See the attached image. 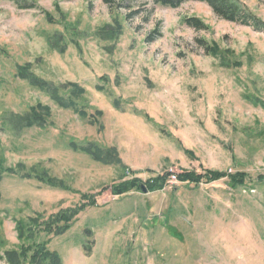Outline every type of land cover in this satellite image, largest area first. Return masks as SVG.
Returning a JSON list of instances; mask_svg holds the SVG:
<instances>
[{
	"label": "rangeland",
	"instance_id": "374dc122",
	"mask_svg": "<svg viewBox=\"0 0 264 264\" xmlns=\"http://www.w3.org/2000/svg\"><path fill=\"white\" fill-rule=\"evenodd\" d=\"M112 1L0 0V264L34 240L62 264H264V31L205 1ZM238 2L264 21V0ZM20 66L53 87L78 83L85 113ZM37 105L49 107L45 123L23 125ZM71 141L115 147L119 160ZM183 170L221 176L146 185ZM73 209L64 232L47 234L52 214Z\"/></svg>",
	"mask_w": 264,
	"mask_h": 264
},
{
	"label": "trees",
	"instance_id": "16d2710c",
	"mask_svg": "<svg viewBox=\"0 0 264 264\" xmlns=\"http://www.w3.org/2000/svg\"><path fill=\"white\" fill-rule=\"evenodd\" d=\"M18 3L20 0H14ZM26 1V0H23ZM109 5H114V1L112 0H106ZM123 1V0H121ZM155 4H161L165 6L170 7H179L181 4H183L186 1L190 0H153ZM199 1H205L207 2L214 12L221 18L238 22L246 25L253 26L257 30L264 31V21L260 20L257 16L253 15L250 12H247L238 2V0H199ZM22 7H28V6H35V4H27V3H21ZM188 23H190L191 26H193L196 29H206V24L202 21V19L197 17H189L185 19ZM121 29V25H117L115 28L112 27L110 29H107L106 32L108 36L112 37L115 36L117 33H119V30ZM56 43V42H55ZM203 43L207 45V42L204 40ZM58 44V43H56ZM207 50L212 51L210 45H207ZM19 76L22 78L28 79L30 83H32L34 86L39 87L43 90H46L50 93L52 99L59 103L61 106L64 107H71L76 109L79 113H85L84 110H80L77 106V102L74 99V96L82 95L84 92V88L81 87L78 83H67L63 85L62 87L55 86L53 87L49 81L39 78L38 76L33 75L29 70L28 66H20L19 67ZM73 87L72 91L68 93V89ZM116 104H119V101H115ZM264 104V103H263ZM49 107L45 105H37L32 106L31 110L29 111L28 115L23 119L25 120L26 125L31 126L33 124L39 123L43 125L45 123V120L47 116H49ZM40 110H43V115L40 112ZM72 147L74 149H80L84 153L90 154L94 159L98 161H102L104 163H111L116 162L119 160L117 155V150L115 147L110 148H104L99 146L97 143L93 141H87L85 143L71 141ZM187 152L190 153V150L187 149ZM2 161H0V167L2 166ZM5 168V167H3ZM2 170H0V183L3 179ZM41 173V172H40ZM172 175H176L177 180L179 182H189L198 184L201 181H211L213 179H217L221 176V173L214 172L212 170H208L205 173L197 172V171H189V170H183V172L178 174H173L171 172H165L163 174H159L155 177H152L148 179L146 185L148 189L154 188H160L162 189L164 186H167L169 183V180L171 179ZM41 177L39 179L48 182L49 184L56 185L57 183H60L56 178L54 177H48L46 172H42ZM235 178V177H234ZM233 179V178H232ZM129 184L127 187L119 188L117 189L116 193L120 194L125 191H128L131 186L138 187V181L132 180L129 181V183L125 182L124 185ZM0 198H1V191H0ZM90 204L93 205L95 202L92 200L90 201ZM79 210H70L67 211L64 215L57 213L52 214L49 217V220L43 223V229L47 231V234H60L64 232L75 220V218L78 216ZM41 225V224H40ZM7 260L10 261V264H62L60 257L55 254L54 252H51L47 247V241H40V240H34L31 245H22L20 249L18 250H10L7 252Z\"/></svg>",
	"mask_w": 264,
	"mask_h": 264
},
{
	"label": "built area",
	"instance_id": "2783aa9c",
	"mask_svg": "<svg viewBox=\"0 0 264 264\" xmlns=\"http://www.w3.org/2000/svg\"><path fill=\"white\" fill-rule=\"evenodd\" d=\"M177 181V177H176V175H172L171 176V179L169 180V182L170 183H174V182H176Z\"/></svg>",
	"mask_w": 264,
	"mask_h": 264
},
{
	"label": "water",
	"instance_id": "95a60500",
	"mask_svg": "<svg viewBox=\"0 0 264 264\" xmlns=\"http://www.w3.org/2000/svg\"><path fill=\"white\" fill-rule=\"evenodd\" d=\"M140 187H141V190L143 192H147L148 191V189H147V187H146V185L144 183H142Z\"/></svg>",
	"mask_w": 264,
	"mask_h": 264
}]
</instances>
